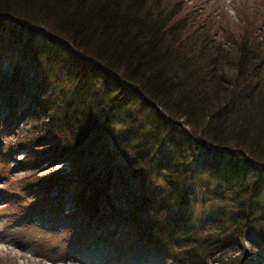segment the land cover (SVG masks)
Listing matches in <instances>:
<instances>
[{
  "label": "trees",
  "instance_id": "trees-1",
  "mask_svg": "<svg viewBox=\"0 0 264 264\" xmlns=\"http://www.w3.org/2000/svg\"><path fill=\"white\" fill-rule=\"evenodd\" d=\"M185 1L0 0V165L70 163L2 184L3 209L70 198L74 247L244 263L221 252L264 240V14L234 29Z\"/></svg>",
  "mask_w": 264,
  "mask_h": 264
},
{
  "label": "rangeland",
  "instance_id": "rangeland-1",
  "mask_svg": "<svg viewBox=\"0 0 264 264\" xmlns=\"http://www.w3.org/2000/svg\"><path fill=\"white\" fill-rule=\"evenodd\" d=\"M185 2L202 20L207 16L215 15L220 23L234 29L238 25L245 29L242 22L244 18L241 17L247 7L256 6L260 15L264 14V0H187ZM1 113L3 114L4 110ZM24 121L26 120L17 121L19 127L11 131L10 138L25 132L28 123ZM17 130L22 132L18 134ZM21 155V152L17 154V156ZM7 165L10 167L8 168ZM69 165V162H61L39 171L27 166H11L8 163L0 165V171L5 173L0 176V186L27 174L34 172L47 174L51 170L67 169ZM53 193L55 190L51 194ZM9 199L0 192V264H123L126 260H128L127 264H168L166 261L156 262L154 260L156 255L152 252L132 256L131 249L122 247L124 243L119 244L122 252L118 253L114 248V243L118 241L110 242L101 248H93L90 241L82 243L79 247L72 246L73 242L80 241L82 224H78L69 213L73 209L70 198H66L62 207L63 212L58 208H44L32 215L29 224L25 223L28 216L20 217L18 211L14 210V205L3 209L5 207L3 203ZM224 252L225 257L243 255L245 258L243 264H264V240L256 234L251 233L232 240L221 254Z\"/></svg>",
  "mask_w": 264,
  "mask_h": 264
}]
</instances>
